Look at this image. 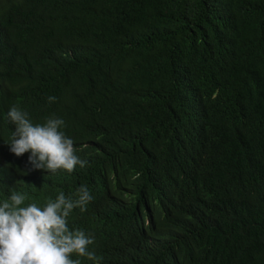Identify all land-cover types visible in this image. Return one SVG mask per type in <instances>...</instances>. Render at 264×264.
<instances>
[{
  "label": "trees",
  "instance_id": "16d2710c",
  "mask_svg": "<svg viewBox=\"0 0 264 264\" xmlns=\"http://www.w3.org/2000/svg\"><path fill=\"white\" fill-rule=\"evenodd\" d=\"M13 105L86 165L28 168ZM82 185L80 264H264V0H0V204Z\"/></svg>",
  "mask_w": 264,
  "mask_h": 264
},
{
  "label": "clouds",
  "instance_id": "9594fccd",
  "mask_svg": "<svg viewBox=\"0 0 264 264\" xmlns=\"http://www.w3.org/2000/svg\"><path fill=\"white\" fill-rule=\"evenodd\" d=\"M55 99L48 97L49 102ZM7 116L15 126L8 143L9 151L17 157L29 153L24 163L32 171L72 172L77 165H86L87 161L76 155L77 145L60 130L64 126L61 118L51 115L43 124H34L28 113L16 105L9 109ZM31 179L28 171L20 183ZM77 196L66 198L61 192L41 207L36 203L27 204V193L13 192L0 204V264H80V260L71 258L72 254L98 260L95 252L89 250L94 236L68 227L67 218L73 209L84 210L92 200L83 185L78 188Z\"/></svg>",
  "mask_w": 264,
  "mask_h": 264
}]
</instances>
